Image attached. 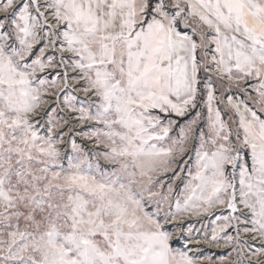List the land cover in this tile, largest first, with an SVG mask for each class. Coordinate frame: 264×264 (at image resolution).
I'll use <instances>...</instances> for the list:
<instances>
[{
  "label": "snow or ice",
  "instance_id": "1",
  "mask_svg": "<svg viewBox=\"0 0 264 264\" xmlns=\"http://www.w3.org/2000/svg\"><path fill=\"white\" fill-rule=\"evenodd\" d=\"M0 264H264V0H0Z\"/></svg>",
  "mask_w": 264,
  "mask_h": 264
},
{
  "label": "rangeland",
  "instance_id": "2",
  "mask_svg": "<svg viewBox=\"0 0 264 264\" xmlns=\"http://www.w3.org/2000/svg\"><path fill=\"white\" fill-rule=\"evenodd\" d=\"M193 223H195V221H193ZM196 226L199 227V224H197Z\"/></svg>",
  "mask_w": 264,
  "mask_h": 264
}]
</instances>
